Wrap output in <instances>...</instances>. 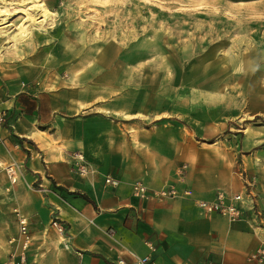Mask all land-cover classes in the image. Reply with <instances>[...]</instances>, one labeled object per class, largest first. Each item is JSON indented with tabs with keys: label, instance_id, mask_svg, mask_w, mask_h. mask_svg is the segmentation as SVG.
Masks as SVG:
<instances>
[{
	"label": "crops",
	"instance_id": "crops-1",
	"mask_svg": "<svg viewBox=\"0 0 264 264\" xmlns=\"http://www.w3.org/2000/svg\"><path fill=\"white\" fill-rule=\"evenodd\" d=\"M23 82L27 87H21ZM33 84L0 74V263L11 250L8 240L17 231L14 210H19L33 237L29 264H113L119 248L107 229L129 252L148 256L149 264H199L202 259L264 264V257L250 258L264 250V218L255 215L250 202L241 204L242 217L235 222L204 214L194 202L212 199L218 190L244 191L254 175L253 201L264 212V137L229 133L225 145L197 143L184 129L152 124L162 115L146 118L144 112L154 105L151 97L95 102L80 87L49 90ZM190 102L188 97L181 101L188 109L197 107ZM199 105L206 108L207 102ZM77 153L95 174L82 177L74 170ZM181 163L187 164L182 177L177 173ZM11 164L19 178L14 185L5 171ZM106 176L119 184L106 185ZM136 181L150 192L174 186L192 195L139 199L131 192ZM27 185L55 208L53 218L65 226L63 240L55 239L46 210L36 201L27 203Z\"/></svg>",
	"mask_w": 264,
	"mask_h": 264
},
{
	"label": "rangeland",
	"instance_id": "rangeland-1",
	"mask_svg": "<svg viewBox=\"0 0 264 264\" xmlns=\"http://www.w3.org/2000/svg\"><path fill=\"white\" fill-rule=\"evenodd\" d=\"M20 24L27 30L16 36ZM0 74L42 89L80 87L95 102L151 97L146 118L162 115L152 124L184 129L197 143L264 137V0H0ZM187 97L197 107L182 104ZM80 154L74 170L95 174ZM27 188V203L58 215Z\"/></svg>",
	"mask_w": 264,
	"mask_h": 264
},
{
	"label": "built area",
	"instance_id": "built-area-1",
	"mask_svg": "<svg viewBox=\"0 0 264 264\" xmlns=\"http://www.w3.org/2000/svg\"><path fill=\"white\" fill-rule=\"evenodd\" d=\"M22 88L27 87L26 83L21 84ZM4 116V112L0 113V121ZM81 156V155H79ZM81 159V158H80ZM82 162V161H81ZM80 172L86 171V166L82 165L79 167ZM5 171L9 177L10 184L14 185L17 181L16 173L17 168L15 165L11 164L6 166ZM255 176H251L246 180L244 183V191L239 193H234L231 195L225 194L223 191L218 190L214 197L209 200L205 199H195V205L199 209L200 212L213 215L216 214L225 218L228 222H235L241 219L242 217V210L241 204L244 201L250 202L251 210L255 212V215L264 218V212L261 210L256 209L255 202L253 201V188L255 186ZM104 183L110 186H117L119 181L110 177L106 176L104 178ZM42 189V188H41ZM131 192L132 195L139 199H148V198H157L159 200L165 198H175L179 196H191L192 192L190 190H184L181 193L177 191L174 186H166L164 188L155 190L150 192L148 188L142 184L141 182H133L131 184ZM14 214L16 217L17 222V231L15 235L11 236L8 240V244L11 246V250L3 263L0 264H29L28 262V251L31 246V242L33 240L32 234L29 230V223L27 218L21 214L18 210H14ZM50 226L54 228L59 234L62 236L65 235V226L56 218L54 217L51 219ZM105 234L112 240V242L118 245L117 249V257L114 260L113 264H130L127 262L125 258V254L130 256L133 259L134 264H149L150 258L148 256L139 257L132 252H129L120 242L115 238L114 230L107 229L104 231ZM150 250L153 251L154 247L151 244L147 243ZM68 246L65 244V248ZM264 257V250L259 252V254H251L250 258H257L261 259ZM199 264H213V262L209 259H202Z\"/></svg>",
	"mask_w": 264,
	"mask_h": 264
},
{
	"label": "bare ground",
	"instance_id": "bare-ground-1",
	"mask_svg": "<svg viewBox=\"0 0 264 264\" xmlns=\"http://www.w3.org/2000/svg\"><path fill=\"white\" fill-rule=\"evenodd\" d=\"M26 30H27L26 26H24V24H20L18 26V30L16 32V36L19 35V34H24V32H26ZM80 158L83 159L82 157H80ZM64 246H65V244H64Z\"/></svg>",
	"mask_w": 264,
	"mask_h": 264
}]
</instances>
